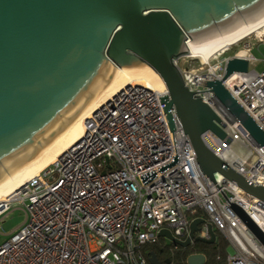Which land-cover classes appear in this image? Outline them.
<instances>
[{
    "label": "built area",
    "instance_id": "1",
    "mask_svg": "<svg viewBox=\"0 0 264 264\" xmlns=\"http://www.w3.org/2000/svg\"><path fill=\"white\" fill-rule=\"evenodd\" d=\"M260 45L264 26L225 48L241 46L231 57L248 69L222 85L264 133V59L251 54ZM225 49L206 63L186 56L198 61L187 69L180 58L173 65L220 120L225 136L210 130L204 142L217 156L226 153L221 159L248 182L264 186V147L206 87L223 79L231 57L212 61ZM166 94L130 84L90 113L81 138L2 205L0 217L17 203L24 221L0 246V264H150L143 248L161 230L182 240L188 215L199 211L206 219L196 235L210 239L208 225L219 232L230 246L225 264H264V246L231 208L240 207L264 234V202L217 173L214 184L202 177L174 111L173 128L168 125L160 102Z\"/></svg>",
    "mask_w": 264,
    "mask_h": 264
},
{
    "label": "water",
    "instance_id": "2",
    "mask_svg": "<svg viewBox=\"0 0 264 264\" xmlns=\"http://www.w3.org/2000/svg\"><path fill=\"white\" fill-rule=\"evenodd\" d=\"M262 22L264 0H0V183L45 149L89 105L113 68L147 66L166 89L160 102L168 125L173 128L174 111L202 177L214 184L217 173L264 202V186L248 182L204 142L210 130L225 136L216 126L220 120L185 87L173 65L187 54L188 40L207 52ZM247 69L245 60L231 57L223 79L206 87L264 147V133L222 85L232 73ZM231 208L264 246V234L256 224L237 205ZM203 223L192 220L184 241L169 230H161L158 237L181 248L191 241L213 245L211 225L210 239L195 237ZM148 261L162 264L153 252ZM186 263L205 264V258L191 255Z\"/></svg>",
    "mask_w": 264,
    "mask_h": 264
},
{
    "label": "bare ground",
    "instance_id": "3",
    "mask_svg": "<svg viewBox=\"0 0 264 264\" xmlns=\"http://www.w3.org/2000/svg\"><path fill=\"white\" fill-rule=\"evenodd\" d=\"M264 26V22L256 27L240 34L231 41L213 50L202 52L194 47L190 40L186 42L187 56L191 59H196L201 63H206L216 53L232 46L240 40L244 39L253 32L258 31ZM143 84L157 92H165L163 82L159 76L147 66H140L135 68H113L105 84L100 88L97 95L91 98L88 106L57 135V137L38 155L24 165L13 176L0 183V205L8 201V198L16 193L18 190L37 176L39 172L45 170L52 163L59 159V157L68 150L74 143H76L84 132L85 120L90 113L99 108L103 103L110 100L125 86L130 84ZM88 101V102H89ZM220 158L226 159V153H219Z\"/></svg>",
    "mask_w": 264,
    "mask_h": 264
},
{
    "label": "rangeland",
    "instance_id": "4",
    "mask_svg": "<svg viewBox=\"0 0 264 264\" xmlns=\"http://www.w3.org/2000/svg\"><path fill=\"white\" fill-rule=\"evenodd\" d=\"M240 49H241V46H234V47L227 48L223 52L218 54V56L215 58V60L212 61V63H215L222 58L231 57L233 56V54H235V52L239 51ZM251 54L257 60L264 59V46L260 45L258 47H253ZM184 55L185 56L179 59V64L182 68L187 69V68H190V66H193V65L195 66L197 64L198 61H190L186 57L187 54H184ZM250 68H252V66H250ZM262 68H263L262 66L255 67L257 71H260ZM0 220H2L0 223V246H1L3 243H5L9 239L12 233L22 225L24 221V214L21 211L20 205H18L17 203L10 204L7 211L0 217ZM159 239H160V245L163 248L166 247L165 249L168 255V256H162L161 259L162 260L171 259V264H181L182 261L179 256L180 248L178 249L175 248L165 238H159ZM224 240L227 242L225 238ZM226 252L227 254L230 252V246L228 242H227Z\"/></svg>",
    "mask_w": 264,
    "mask_h": 264
},
{
    "label": "trees",
    "instance_id": "5",
    "mask_svg": "<svg viewBox=\"0 0 264 264\" xmlns=\"http://www.w3.org/2000/svg\"><path fill=\"white\" fill-rule=\"evenodd\" d=\"M194 219H202L205 220L206 216L201 211L196 212L193 216L188 215V220L191 222ZM215 233V243L213 245L199 244L198 242H194V244L189 249H180L179 256L181 258V264H187L186 260L192 254L203 255L205 258V264H225L226 261V248L227 242L224 240L222 235L214 231ZM185 236L183 239H185ZM166 247H162L160 245V239H158L154 244L147 245L143 248V252L148 258V253L153 252L156 256H160V262L164 264L165 260H168L169 264H171V259L162 260V256H168ZM158 258V257H157Z\"/></svg>",
    "mask_w": 264,
    "mask_h": 264
},
{
    "label": "flooded vegetation",
    "instance_id": "6",
    "mask_svg": "<svg viewBox=\"0 0 264 264\" xmlns=\"http://www.w3.org/2000/svg\"><path fill=\"white\" fill-rule=\"evenodd\" d=\"M195 237H197V235L195 234ZM179 240V239H178ZM185 239H182V240H180V241H184ZM194 244V241H191V243H190V245L187 247V248H181V247H177V246H174L175 248H180V249H189L192 245ZM199 244H203V243H199ZM192 255H198V254H192ZM156 257H158L157 259L160 261V256L158 255V256H156Z\"/></svg>",
    "mask_w": 264,
    "mask_h": 264
}]
</instances>
